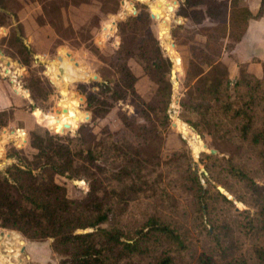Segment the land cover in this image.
<instances>
[{
	"label": "trees",
	"instance_id": "trees-1",
	"mask_svg": "<svg viewBox=\"0 0 264 264\" xmlns=\"http://www.w3.org/2000/svg\"><path fill=\"white\" fill-rule=\"evenodd\" d=\"M169 5L175 7L171 0ZM0 8L5 16L11 9L4 1ZM178 11L196 26L187 32L205 37L203 44L192 46L191 76L180 101V116L195 130L207 132L219 150L202 153L208 187L186 146L161 161L163 132L171 123L172 62L161 56L145 10L119 24L134 34L137 52L132 56L158 84L153 97L146 101L138 94V77L123 62L116 86L99 85V91L87 94V104L112 106L129 95L136 97V115L120 111V118L147 145L139 147L109 128L92 145L84 136L63 139L32 133L38 149L33 159L19 156L15 145H10L7 156L21 163L0 169L5 189L0 197V227L21 231L32 241L53 239L51 248L61 256L59 264H264V75L256 76L241 64L239 75L232 79L221 61L244 38L250 21L264 16V0L257 14L241 0H179ZM4 19L0 27L9 24L7 16ZM171 21H165L168 39ZM115 28V21H110L109 33ZM17 53L29 65L32 48L21 43ZM52 70L64 95L61 105L67 107L70 92L65 76ZM35 83L41 84V77L35 76ZM30 92L31 104L43 100L38 90ZM74 98L79 107L81 98ZM61 110L47 114L52 124L39 122L62 133L74 130L78 123L71 126ZM11 115V110L0 111V132ZM58 175L85 178L90 189L84 197L72 199L56 181ZM214 182L237 195L247 209L237 211ZM171 188L184 192L186 201Z\"/></svg>",
	"mask_w": 264,
	"mask_h": 264
},
{
	"label": "rangeland",
	"instance_id": "rangeland-1",
	"mask_svg": "<svg viewBox=\"0 0 264 264\" xmlns=\"http://www.w3.org/2000/svg\"><path fill=\"white\" fill-rule=\"evenodd\" d=\"M3 1L12 9L13 7L18 8V4L15 0H0V2ZM123 1H126V7L123 5ZM169 1L170 0H164L163 2L160 0H41L44 11L43 22L51 24L50 27L52 28L49 29L53 31L52 36L55 38L52 45L50 44L52 39L51 34L49 32H42L39 33L36 38L34 49L32 44L21 39L23 31L18 24L14 26V30L10 32L12 35L8 37L0 35V37L2 36V38H0V50L4 51V54L2 53L3 58L0 59V64L2 65L0 77L8 79V89L11 93H14L16 88H20L26 92L25 94L28 97L26 98L22 95L24 92H18V95L26 102L24 107L29 113V118L22 120V118L20 119V117H17L16 120H13L14 110L9 109L12 111L9 121L11 125L9 127L8 124V126L1 130V132L6 129L15 131L16 128L19 127H32V129L29 128V135L26 133L30 141L25 148L21 146L24 134L21 132L16 133H21L19 139L15 138L16 141L14 142L16 144L15 147L18 149L19 156L21 155L26 159H33L34 155L38 153V149L35 148L33 144L32 133L49 134L52 138H55L52 134H57L63 139H79L81 136H84L87 143L92 145L102 137L104 129L109 128L113 131H119L121 138H128L139 147L147 145V142L141 137L128 130L120 118V111L136 115V97L129 95L126 99L112 106L99 102L96 107L89 108L87 104V94L99 91V85H109L111 88L116 86L115 84L118 80L117 70L119 65L123 62L129 65L137 77L139 75L135 85L138 94L146 101L151 100L153 97L158 88V84L153 79V76L148 74L139 61L132 56L133 53L137 52V42L134 39V34L130 30H122L119 24L121 21H126L129 16L136 15L146 10L149 12L150 27L154 34H156L159 40V46L162 49L161 56L170 59V54L176 59V62H174V59H170L172 62V70L175 65L178 67L175 81H173V76H171L174 83L172 103L168 111L171 123L163 132V147L160 153L161 161L164 162L168 160L172 152L186 146L191 160L195 165L194 169L202 176L203 185L208 187L206 179L203 177L207 160L202 158V153H211V149H216L218 153L219 150L215 146L212 137L207 132L195 130L180 116V101L188 90L187 77L191 76V74L188 75V70L193 58L192 46L193 44H203L205 42V37L200 34L187 32L186 29H195L196 26L179 13V0H171L172 2L177 1L175 4V12L172 15L168 9ZM158 4H160V6ZM151 8L156 9V11H154L155 16L153 17ZM121 12L122 15H119ZM0 17V21H3L4 18L6 19V16L2 13H0ZM169 18L172 20L169 27V35L171 37V39H169L172 40L171 42L166 37L165 27V21ZM179 19H181V22H178ZM110 21H115V33H109ZM211 22L212 21L208 20L206 23L211 24ZM8 25L9 24L6 26ZM6 26H4V28ZM6 42L8 45H6ZM10 43L15 44V47H11ZM21 43L32 48L33 56L30 58L29 65H24L17 53V47ZM173 43L175 45H173ZM175 52L179 54L181 59L180 62ZM59 57L61 59H59ZM58 65L62 68L58 67ZM52 67H58V73L65 76V87L69 89L68 91L70 93H77V95L82 98L80 99L79 107L78 100L70 93L67 95V107L69 112L67 107L61 105L60 100L64 95L61 92V87L57 86L58 80L54 77ZM87 74L89 76H87ZM35 76L41 77V84L35 83ZM69 80L77 81L69 82ZM192 84L193 81H191V86ZM31 89L38 90L39 94L42 95L43 100L39 104L30 103L29 96H31ZM60 106L62 109H67L66 112L62 111V114H68V119L73 122L71 126L74 127L78 123V126L75 127L74 130L71 131V129H69V132L62 133L40 123L52 124L53 120L47 114H56L58 108H61ZM86 113L89 114V119H87ZM29 122L31 124H29ZM139 122H144V120L139 119ZM14 143H12V145ZM3 144L4 140H2L0 145ZM3 149L5 148L0 150L1 170H4L11 163L10 159L6 158L5 153L3 154ZM152 149L153 146L149 148L148 152L151 153ZM17 162L21 163L19 159ZM56 181L67 188L68 196L72 199L84 197L90 189V185L85 178L73 180L66 175H58ZM215 184L221 185L217 182ZM171 189L182 202L186 201L187 196L184 192L178 189ZM225 192L233 199L231 201L235 204L236 208L239 207L240 210L247 209L248 206H246L237 195L228 191ZM4 193L5 189L0 184V197ZM13 232L21 234L27 249L35 248V251L37 250V252L33 254V258L29 256L28 251L19 249L21 248L20 243L15 241L13 245H11V243L7 242V236L9 237ZM52 241L53 239L37 242L28 240L21 231L0 227V256L1 253L5 255L11 254L9 260L13 264H59L61 256L52 250Z\"/></svg>",
	"mask_w": 264,
	"mask_h": 264
},
{
	"label": "crops",
	"instance_id": "crops-1",
	"mask_svg": "<svg viewBox=\"0 0 264 264\" xmlns=\"http://www.w3.org/2000/svg\"><path fill=\"white\" fill-rule=\"evenodd\" d=\"M15 2H17L18 4V8L13 7V9L11 8L6 12L9 25L5 28L0 27V35L6 37L12 35V33L10 34V32H12L14 30V26L18 24L21 26L23 31V36H21L23 41H27L32 44L33 48L35 49L34 43L39 33L49 32L52 36L53 32L51 31V29H49L52 28L50 27L51 24L43 22V4L41 0H15ZM260 4L261 0H241V5L248 6L253 14L258 13ZM2 36L0 38H2ZM54 41L55 38L54 36H52L50 44L52 45ZM6 45H8L7 42ZM2 58L3 55L1 54L0 59ZM221 61L229 68V73L232 79H236L239 75L241 64H245L248 71L255 74L256 76L261 77L264 75V16L262 18L252 19L250 21L249 28L244 38L235 46V48L231 52L224 53L221 57ZM58 67L61 66L58 65ZM58 67L56 69H58ZM7 82L8 79H3L0 77V111L12 109L14 110L13 120H16L17 117H20V119L22 118V120L28 119L29 113L24 107L26 105V102L24 101V99H22L21 96L18 95V92H21L22 89L16 88V91L14 93H11L8 89ZM22 95L28 98L26 94ZM29 124L31 123L29 122ZM10 125L11 124H9V127ZM29 128L32 129V127L30 126L27 128L19 127L16 128L15 131H9L8 129H6L5 131H2L0 133V138L4 140L3 148L5 149H3V154L5 153L6 158L10 159L11 163L17 162V159L7 156V148L12 145V143H14L17 138L19 139L18 134H16V131H18V129H20V132L24 134V137L22 139L23 143L22 145H20L24 148L28 146L30 138L26 135V133H28L29 135ZM13 145L16 144L14 143ZM7 240L8 243H11V245H13L15 241L20 243L21 248L19 249L28 251L31 258H33V254L37 252V250L35 251V248L27 249L21 234L13 232L9 237L7 236ZM10 256L11 254L5 255L1 253L0 264H13L9 260Z\"/></svg>",
	"mask_w": 264,
	"mask_h": 264
},
{
	"label": "water",
	"instance_id": "water-1",
	"mask_svg": "<svg viewBox=\"0 0 264 264\" xmlns=\"http://www.w3.org/2000/svg\"><path fill=\"white\" fill-rule=\"evenodd\" d=\"M173 3H174V5L177 3V1H173ZM159 6H160V4H158ZM168 8L169 9H171L172 10V12L174 13L175 12V7H173V6H171V5H169L168 6ZM119 15H122V12L119 14ZM153 16H155L154 14H153V12H152V17ZM178 22H181V19H179L178 20ZM163 44V43H162ZM173 45H175L174 43H173ZM169 58L170 59H174V62H176V59L173 57V56H171L170 54H169ZM59 59H61L60 57H59ZM176 68V69H175ZM177 68L178 67H176V65H175V67L173 68V70H172V76H173V81H175V75H176V72H177ZM0 69H1V66H0ZM54 83V82H53ZM54 84H56V83H54ZM72 95L73 96H76L77 95V93H72ZM82 99V98H81ZM66 112L67 111V109L66 108H63L62 110H61V112ZM36 113V112H35ZM87 114V119H89V114L88 113H86ZM86 119V120H87ZM65 127L66 128H70V125H67V124H65ZM18 130H20V129H18ZM211 153H217V150L216 149H211ZM217 185V188L221 191V192H224L225 194H226V196L230 199V200H233L231 197H230V195L229 194H227L226 192H225V189L221 186V185H218V184H216ZM236 210L237 211H239L240 209H239V207H237L236 208Z\"/></svg>",
	"mask_w": 264,
	"mask_h": 264
},
{
	"label": "bare ground",
	"instance_id": "bare-ground-1",
	"mask_svg": "<svg viewBox=\"0 0 264 264\" xmlns=\"http://www.w3.org/2000/svg\"><path fill=\"white\" fill-rule=\"evenodd\" d=\"M160 1L163 2L164 0H160ZM151 10H152L153 13H154V11H156V9H152V8H151ZM171 14L173 15V12H172ZM170 38H171V37H170ZM0 52L3 53V50H0ZM3 54H4V53H3ZM17 65H18V64H17ZM0 66H2V65L0 64ZM28 96H29V94H28ZM72 96H73V95H72ZM18 132H20V130L16 131V133H18ZM20 135H21V133L18 134V136H20Z\"/></svg>",
	"mask_w": 264,
	"mask_h": 264
}]
</instances>
